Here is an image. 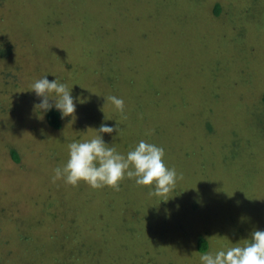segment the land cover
<instances>
[{
    "label": "rangeland",
    "instance_id": "1",
    "mask_svg": "<svg viewBox=\"0 0 264 264\" xmlns=\"http://www.w3.org/2000/svg\"><path fill=\"white\" fill-rule=\"evenodd\" d=\"M45 75L76 103L59 128L34 107ZM102 123L117 126L103 139L121 154L163 147L173 191L53 182L68 145ZM258 229L264 0H0V264H200Z\"/></svg>",
    "mask_w": 264,
    "mask_h": 264
},
{
    "label": "clouds",
    "instance_id": "2",
    "mask_svg": "<svg viewBox=\"0 0 264 264\" xmlns=\"http://www.w3.org/2000/svg\"><path fill=\"white\" fill-rule=\"evenodd\" d=\"M31 90L39 98L34 107L40 116L55 109L62 118L75 117L76 103L67 84L56 78L50 81L45 75L31 84ZM105 100L122 116L125 115L122 98L112 95ZM117 130V126L102 123L94 138L71 142L67 162L54 169L53 182L63 180L72 186L84 182L93 189L105 186L119 189L120 182L128 178L134 179L137 185L148 186L149 195L166 197L175 188L177 172L166 165L163 147L140 140L126 155L121 154L103 139V134H112ZM168 200L161 199L160 202ZM199 261L200 264H264V230L252 232L249 242L243 245L221 246L205 252L199 256Z\"/></svg>",
    "mask_w": 264,
    "mask_h": 264
},
{
    "label": "trees",
    "instance_id": "3",
    "mask_svg": "<svg viewBox=\"0 0 264 264\" xmlns=\"http://www.w3.org/2000/svg\"><path fill=\"white\" fill-rule=\"evenodd\" d=\"M215 8H216L215 12L218 13V11L220 10V6L218 4H216ZM8 51H9V49L7 48V50L5 52L8 53ZM3 83H4V87L5 86L7 87L9 85L15 86L14 89H18L20 87L17 82H15L13 80L12 81H7L5 78L3 80ZM22 104H23V101H22ZM11 107L14 109L15 105H12ZM46 118H47L48 124H50L52 127L59 128L61 126V119H60L61 116H60V112L59 111L53 109V110L47 112L46 113ZM11 154H12L13 159L16 160V162H18L19 161V156L16 153V151L12 150ZM197 247H198V250L200 252H204L206 250V248H207L206 240L204 238H202V237H199L198 242H197Z\"/></svg>",
    "mask_w": 264,
    "mask_h": 264
}]
</instances>
